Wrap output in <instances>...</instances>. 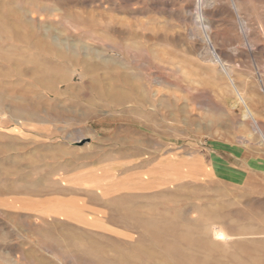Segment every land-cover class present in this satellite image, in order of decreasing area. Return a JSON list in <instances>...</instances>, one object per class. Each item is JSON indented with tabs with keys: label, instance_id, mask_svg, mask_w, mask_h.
Segmentation results:
<instances>
[{
	"label": "rangeland",
	"instance_id": "374dc122",
	"mask_svg": "<svg viewBox=\"0 0 264 264\" xmlns=\"http://www.w3.org/2000/svg\"><path fill=\"white\" fill-rule=\"evenodd\" d=\"M0 264H264V0H0Z\"/></svg>",
	"mask_w": 264,
	"mask_h": 264
},
{
	"label": "bare ground",
	"instance_id": "6f19581e",
	"mask_svg": "<svg viewBox=\"0 0 264 264\" xmlns=\"http://www.w3.org/2000/svg\"><path fill=\"white\" fill-rule=\"evenodd\" d=\"M17 14H18V12H17ZM22 14V13H21ZM16 17V16H15ZM17 18H19V17H17ZM24 18V17H23ZM29 44V43H28ZM32 46V45H31ZM37 49H38V47H37ZM48 55V54H47ZM53 58V57H52ZM32 59V58H31ZM212 59H214L213 57H212ZM216 60V59H215ZM26 70V69H25ZM27 72V71H26ZM35 75V74H34ZM42 75V74H41ZM43 78V77H42ZM38 80V79H37ZM51 81V80H50ZM38 83V82H37ZM95 83V82H94ZM96 84V83H95ZM33 87V86H32ZM39 87H41L40 85H39ZM101 87V86H100ZM113 87V86H112ZM42 88V87H41ZM109 90H112V89H109ZM100 92V91H99ZM134 92V91H133ZM104 93V92H103ZM107 94V93H106ZM115 96V95H114ZM107 100H109V102H111V103H115V101L117 100V98L116 97H109ZM119 103H120V101H119ZM121 104V103H120ZM140 104V103H139ZM143 105V104H142ZM141 108V107H140ZM248 110V109H247ZM247 110H246V112H247ZM136 112V111H135ZM141 114V113H140ZM145 114V113H144ZM143 114V115H144ZM20 115V114H19ZM22 115V114H21ZM139 115V114H138ZM146 115V114H145ZM153 115V114H152ZM249 115V114H248ZM149 116V115H148ZM244 116V115H243ZM14 117V116H13ZM19 117V116H18ZM90 117V116H89ZM140 117V116H139ZM20 118V117H19ZM24 118L25 119H27V120H30V119H32V117H31V115H27V114H25L24 115ZM247 118V117H246ZM23 120V119H22ZM33 121V120H32ZM119 201V200H118ZM113 203V202H112ZM128 217V216H127ZM138 220V219H137ZM131 222V221H130ZM134 224H137L136 222H134ZM144 230H146L147 232V234H148V237L150 238V241H149V245L150 246H155L156 244H157V241L154 239V237H156L157 235H160V233H158L157 231H158V229H157V227L155 226V225H152L151 223H149V224H146V226H144ZM168 233V231H167V228H165V230H163V236H165L166 234ZM202 235H204L205 236V234H202ZM210 235V234H209ZM208 235V237H210ZM200 236V235H199ZM207 236V235H206ZM214 236H216L215 234L213 235V237ZM157 238V237H156ZM175 238H176V236H175ZM201 238V237H200ZM199 238V239H200ZM207 238V237H206ZM206 238L205 239H201V240H196V239H193L188 233H181L179 236H178V239H177V241L176 240H173L172 242H170L169 244L171 245V246H174V245H179V242L180 243H183V245L185 246V247H196V246H201V247H206L207 245H208V243H207V241H206ZM198 239V238H197ZM215 240V242H216V239H214ZM212 242H213V240H212ZM214 243V242H213ZM211 246V245H210ZM216 246H217V244H216ZM210 248V247H209ZM212 248V247H211ZM165 255V254H164ZM168 256V255H167ZM181 257V256H180ZM167 258V257H166ZM172 261V260H171ZM181 261V260H180Z\"/></svg>",
	"mask_w": 264,
	"mask_h": 264
}]
</instances>
